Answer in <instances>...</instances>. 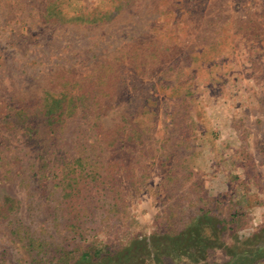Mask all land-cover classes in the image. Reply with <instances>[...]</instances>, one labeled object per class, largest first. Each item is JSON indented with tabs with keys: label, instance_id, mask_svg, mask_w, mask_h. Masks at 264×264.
<instances>
[{
	"label": "rangeland",
	"instance_id": "374dc122",
	"mask_svg": "<svg viewBox=\"0 0 264 264\" xmlns=\"http://www.w3.org/2000/svg\"><path fill=\"white\" fill-rule=\"evenodd\" d=\"M262 200L264 0H0V264H103L207 212L231 245Z\"/></svg>",
	"mask_w": 264,
	"mask_h": 264
},
{
	"label": "trees",
	"instance_id": "16d2710c",
	"mask_svg": "<svg viewBox=\"0 0 264 264\" xmlns=\"http://www.w3.org/2000/svg\"><path fill=\"white\" fill-rule=\"evenodd\" d=\"M60 102L55 99L47 100L46 106L42 107L44 110L41 109L45 117L51 121L49 125H53L52 129L55 130L57 129L55 121L62 118L65 113ZM21 113V119L13 121L16 127L13 129L22 131L25 137L32 139L34 134L39 132L38 127L35 128L29 123L36 111L30 109V114ZM222 225V221H218L207 212L188 225L179 236L175 238L154 236L142 242L135 240L131 248L110 255L103 259V264H162L163 261L176 259H184L190 264H220L210 260L216 248L225 250L226 261L221 264L263 263L264 226L245 239L235 238L233 244L224 245L221 233L223 235L226 228ZM100 253L90 248L73 264H94L95 257L100 256Z\"/></svg>",
	"mask_w": 264,
	"mask_h": 264
},
{
	"label": "crops",
	"instance_id": "0c3cea01",
	"mask_svg": "<svg viewBox=\"0 0 264 264\" xmlns=\"http://www.w3.org/2000/svg\"><path fill=\"white\" fill-rule=\"evenodd\" d=\"M251 213V216L247 217V226L241 228V235L242 233L247 235L256 233L264 225V200L261 201L257 208L252 209ZM262 264H264V261Z\"/></svg>",
	"mask_w": 264,
	"mask_h": 264
}]
</instances>
